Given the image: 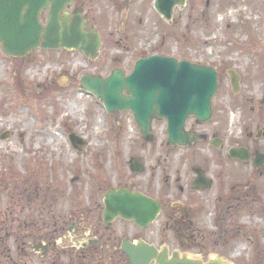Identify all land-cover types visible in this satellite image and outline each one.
<instances>
[{
  "label": "rangeland",
  "instance_id": "obj_1",
  "mask_svg": "<svg viewBox=\"0 0 264 264\" xmlns=\"http://www.w3.org/2000/svg\"><path fill=\"white\" fill-rule=\"evenodd\" d=\"M146 24L147 33L134 31L135 41L107 43L112 55L95 62L75 54L41 52L22 61L8 57L0 44V234L5 237L8 225L1 214L2 202L12 195L31 196L24 198L28 207L20 215L29 216V222L40 220L45 230H55L53 213L64 216L55 220L62 234L61 225L78 207L85 214L91 205L87 195L103 197L109 188L133 187L158 200L165 195L170 205L186 203L200 213L199 226L208 232H218L217 216L221 213L226 219L228 211V244L225 238L217 239L216 248L206 249L214 252L210 258L203 260L196 250L191 252L193 259L207 262L226 256L234 264H264V163L253 164L256 153L264 154V0H187L186 6L175 8L172 21L154 16ZM115 29L120 31L118 25ZM154 53L219 68L215 121L199 127L192 120L187 129L228 137V151L246 148L250 160L228 157L225 163L222 151L198 147L192 155L173 149L167 145L166 123L161 122L154 123V140L146 143L131 113L108 114L101 101L80 88L84 75L107 77L114 59L131 71L140 54ZM230 71L240 76V92L232 91L226 74ZM71 134L87 143L82 152L71 145ZM134 160L144 165L142 173L131 172ZM198 167L205 168L214 181L204 193L191 188L193 169ZM218 194L226 199L218 203ZM45 196L50 201L42 204ZM61 196L62 204L55 203L54 198ZM29 206L40 209L30 213ZM35 228L28 223L14 230L29 234ZM154 228L153 233L160 225ZM148 240L159 247L163 243L153 235ZM59 242L60 247H68L82 241L63 236ZM29 258L27 251L17 261L29 264ZM119 258L118 254L116 263L124 264ZM48 262L66 264L56 253L50 254Z\"/></svg>",
  "mask_w": 264,
  "mask_h": 264
},
{
  "label": "water",
  "instance_id": "obj_2",
  "mask_svg": "<svg viewBox=\"0 0 264 264\" xmlns=\"http://www.w3.org/2000/svg\"><path fill=\"white\" fill-rule=\"evenodd\" d=\"M70 1L0 0V42L3 43L4 52L10 57L23 59L41 47L52 51H82L87 59L96 60L102 45L100 35L93 28L87 31V22L79 15L72 22L65 14L60 19L62 10ZM155 4L169 21L174 8L184 6L186 0H156ZM49 7L50 19L44 27L39 17L41 11ZM230 77L234 92H238L240 78L234 72H230ZM80 85L83 91L102 100L109 114L131 112L144 141L153 140V121L161 119L167 122L169 145L191 147L205 136L187 133L186 123L191 117H195L198 123L212 119V101L218 91V76L213 68L154 55L137 61L129 76L122 69H115L107 78L84 75ZM70 142L79 152L87 145L75 134L70 135ZM230 157L244 162L249 160L250 152L233 149ZM135 162L137 165L132 161L131 170L143 172L144 166ZM263 163L264 156L258 154L255 166L261 167ZM200 172L201 177L197 178L196 184L207 182ZM205 187L210 188L211 183L208 181ZM105 204L106 223L120 216L142 227L154 223L161 210L157 201L127 189L108 192ZM122 252L128 256L131 264H233L221 258L203 262L179 252L170 256L167 248L159 251L144 241L132 243L126 240Z\"/></svg>",
  "mask_w": 264,
  "mask_h": 264
},
{
  "label": "flooded vegetation",
  "instance_id": "obj_3",
  "mask_svg": "<svg viewBox=\"0 0 264 264\" xmlns=\"http://www.w3.org/2000/svg\"><path fill=\"white\" fill-rule=\"evenodd\" d=\"M154 2L155 0H71L62 10L60 19L62 20V16L65 14L69 18V22H72L76 15H79L82 20L87 22V31L93 28L100 35L102 45L99 57L96 60L100 61L104 55L110 57L113 53V49H111L112 47L107 45V43L112 42L119 45L122 41H135L134 31L136 28H139L138 31L142 30V32L144 31L147 33L148 30L144 27L147 25V21H150L151 19L153 21L154 16H157L162 22L166 21L155 9ZM98 3L100 6L106 4L103 6L105 9L99 7ZM50 11L51 8L49 7L48 9L43 10L40 14V21L44 26L49 22ZM117 25L120 27V31L115 29ZM129 27H132L131 32L129 31ZM166 31L168 32L169 28H166ZM43 40L44 39L42 38L41 41ZM36 52H41L43 54L55 53L60 55L75 54L86 59L82 51H65L62 49L59 51H46L42 48H38L33 53ZM33 53L30 56H32ZM142 56L145 58L147 55L140 54V57ZM27 59H22V61ZM123 63L124 62L120 59H114L115 66L112 70L118 68L123 69L125 74L129 75L133 71L134 65L130 71ZM214 67L218 74L221 75L219 68L217 66ZM226 74L228 76V72H226ZM222 78H224V75H222ZM219 81H221L220 76ZM221 116L224 117L223 114ZM215 118L216 111L213 103V117L210 122L199 124L195 118H191L189 122L193 120L199 127H205L212 121L214 122ZM155 122L166 123L165 120L160 119H156L154 123ZM204 135L205 138L196 142L192 147L186 149H173L192 152V155L194 154L193 150L198 147L199 149H211L217 153L222 151V153L225 154V163H228V137L225 136L226 138H221L212 133ZM133 163L136 164L135 161H133ZM219 167L223 168V166ZM198 168H201L204 171L202 173L203 177L207 180L206 183L210 180L211 187H213L214 181L212 180V177L208 175L206 169L202 167ZM198 171L200 172L201 170H198L197 168L193 169L195 179L191 188L195 193H204L208 189V187H205L206 183L201 181L196 184L195 181L198 177H201V172L199 173ZM120 189H127L132 193L140 192L134 190L133 187H118L116 189L109 188L103 197L102 195L100 196L97 194L87 195L86 197L91 205L87 206L85 214L79 213L82 211L78 207V211L72 214L74 216H71L61 225L63 230L62 234L61 231L56 228V226L59 225V222L56 221L58 218L59 221L63 220L64 216H59L53 213V229L55 230L54 232H50L39 226L41 223L40 220H32V222H29V220H31L29 219V216H24L23 214L20 215V211L22 213L26 211L28 207V204L25 205V202L27 201L24 198L27 199L31 196H10V200H4L2 202L3 208L1 214L5 219L4 224L6 223L8 225L7 228L4 229L5 237L0 234V264H20L17 261V258H21L22 254H25L27 251L30 256L28 259L29 264H50L48 262L49 256L53 253L64 257L66 264H101V261H104L105 259L109 261L108 264H117L118 254L120 257L119 262L120 259H122L124 264H131L128 256L122 252L124 241L127 240L132 243L144 241L147 244L154 245L148 240L151 235L156 236L159 239L160 237L162 238L163 243L160 241V247L155 245L158 249L167 248L169 252L179 251L181 253L198 250L197 252H201L199 256L202 257L203 260L210 258L212 254H214V252H206V249L208 247V249L216 248L217 239L225 238V241L227 242L226 245L228 244V225L225 221L228 219V211L224 214L226 219H222L221 213L217 216L216 226L218 232H208L205 228L199 226V212L190 210V207L186 203L170 205L164 201L166 197L163 194V196L161 195V198L160 196L158 197L160 198L159 200L156 199L160 203L161 211L156 222L153 224L142 227L135 221L125 220L120 216L115 217L109 223H106V195L108 192L113 190L119 191ZM183 189L182 192H184ZM100 191H102V189L99 190V192ZM140 193L148 198H152L148 194L143 192ZM77 195L78 194L75 193L74 198ZM43 198L45 199L43 201L41 200L42 204L50 201L49 196ZM54 199L55 203L62 204V196L59 199ZM224 199H226L224 195L218 194L216 196V201L218 203L222 202ZM67 202L70 204L72 201L69 200ZM51 206L54 207L55 204ZM38 209H40L39 206ZM38 209L35 207L32 209L29 206L28 211L32 213L36 212ZM68 221L71 223L70 226H66ZM28 223L31 226L36 225L37 228L29 234L15 233L16 230L14 229L20 231L22 225H27ZM156 224L160 225V229L153 233L152 231L156 230V228L153 229ZM85 225H87L88 228L85 229ZM223 232L225 233L224 236L222 235ZM63 236H65V239L73 238L75 240H81L82 242L78 243L79 246L60 247L61 242H59V240L61 241ZM203 247L205 249L202 251L201 249ZM110 256L112 257L110 258Z\"/></svg>",
  "mask_w": 264,
  "mask_h": 264
}]
</instances>
